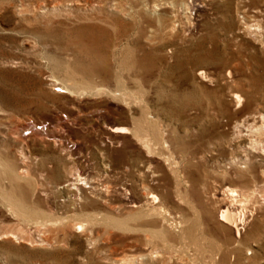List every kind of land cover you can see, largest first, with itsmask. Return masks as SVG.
<instances>
[{
    "label": "rangeland",
    "instance_id": "374dc122",
    "mask_svg": "<svg viewBox=\"0 0 264 264\" xmlns=\"http://www.w3.org/2000/svg\"><path fill=\"white\" fill-rule=\"evenodd\" d=\"M0 264H264V0H0Z\"/></svg>",
    "mask_w": 264,
    "mask_h": 264
},
{
    "label": "bare ground",
    "instance_id": "6f19581e",
    "mask_svg": "<svg viewBox=\"0 0 264 264\" xmlns=\"http://www.w3.org/2000/svg\"><path fill=\"white\" fill-rule=\"evenodd\" d=\"M233 97L237 98L238 95L234 94ZM110 131H112V132H124V130H118L117 128H115V129L110 128ZM227 195H228V197H233L236 195V191L234 189H229V190H227ZM126 207H127L128 212L133 211L134 213L135 212L140 213L142 211H145L146 214H150V215L151 214L158 215L160 210H161L160 203L158 201L152 200V195H145L143 193H142L141 199H138V200L130 199L127 202ZM217 209L219 210V215H218V217L215 215L217 217V220L215 222L219 226H221V228L223 227L230 232V235L233 238V241L241 242L244 238V235L241 234L240 228L242 229L244 227V225L247 223V221L249 220L247 218L249 215H251V212L247 211V209H246V211H243L241 213V215L239 216V218H237L236 221L233 220L235 223H233V230H232V225H231L230 221H231L233 216H232V213L230 210V204H228V202H226L225 200H220ZM146 214H144V215H146ZM230 225H231V227H230ZM226 249H227L226 252L230 251V250H228V248H226ZM232 249H233L232 251H235L234 248H232ZM223 251H224V249H223ZM146 256H147V254H146Z\"/></svg>",
    "mask_w": 264,
    "mask_h": 264
}]
</instances>
